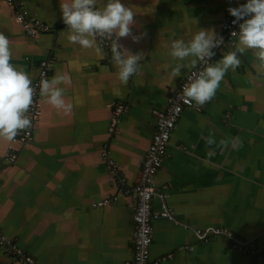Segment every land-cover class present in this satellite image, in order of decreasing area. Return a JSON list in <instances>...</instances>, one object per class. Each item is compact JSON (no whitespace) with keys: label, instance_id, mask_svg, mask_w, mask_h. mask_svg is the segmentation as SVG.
Here are the masks:
<instances>
[{"label":"crops","instance_id":"obj_1","mask_svg":"<svg viewBox=\"0 0 264 264\" xmlns=\"http://www.w3.org/2000/svg\"><path fill=\"white\" fill-rule=\"evenodd\" d=\"M24 1V9L49 28L29 35L16 9L0 0L11 63L25 66L33 80L37 63L57 56L50 79L67 75L70 83L59 87L72 108L58 111L43 97L30 141L13 144L15 160L7 159L13 141L0 139V227L41 264H126L134 243V199L120 187L139 182L155 132L154 110L167 107L190 70L171 76L178 61L169 55L170 45L191 40L200 29L218 34L228 9L241 0H121L134 11L133 35L143 34L139 42L119 40L124 50L143 54L139 74L126 85L99 41L100 52L68 42L61 0ZM106 2L97 0V7ZM239 58L214 98L187 108L171 134L154 206L171 207L175 219L153 223L152 264H264V70L252 51ZM118 104L125 108L112 132ZM210 135L216 141L211 146L205 143ZM103 144L118 163L115 172L101 156ZM108 193L116 199L100 204ZM220 227L254 239L260 252L239 250L209 233ZM0 264L20 263L0 248Z\"/></svg>","mask_w":264,"mask_h":264},{"label":"clouds","instance_id":"obj_2","mask_svg":"<svg viewBox=\"0 0 264 264\" xmlns=\"http://www.w3.org/2000/svg\"><path fill=\"white\" fill-rule=\"evenodd\" d=\"M60 10L69 29L67 40L70 44L100 52V44L110 41L112 63L118 69L119 81L126 85L130 78L139 74L143 54L126 51L119 43L120 38L129 36L139 42L143 35L132 33V8L125 6L121 0H107L103 7H97V0H61ZM228 11L236 18L234 24L241 20L243 23H239L238 34L232 33L233 37L238 36L234 49L215 64L207 63L202 70L195 71L198 62L210 61L216 55L213 50L224 42L214 30L200 29L191 40L176 39L170 45L169 55L178 61L172 68L171 76L179 77L184 68L193 70L183 87L187 103L195 102L200 107L209 103L225 74L229 69L235 72L241 64L239 57L247 51L253 52L259 61V69L264 70V0H247L246 4L230 7ZM189 57L192 59L187 64L182 63ZM11 60L10 40L0 31V139L7 141H13L20 132L32 126L30 110L36 95V87L25 66L15 65ZM67 83H70L67 75L57 72L51 79L40 81L39 94L58 111L69 112L72 105L65 103L66 89L59 87ZM205 143L209 146L215 144L214 136L207 137ZM226 143V140L220 141L221 145Z\"/></svg>","mask_w":264,"mask_h":264},{"label":"built area","instance_id":"obj_3","mask_svg":"<svg viewBox=\"0 0 264 264\" xmlns=\"http://www.w3.org/2000/svg\"><path fill=\"white\" fill-rule=\"evenodd\" d=\"M8 3L13 6L15 10V16L19 23L23 26L25 31L29 35H36L41 31L47 30L49 26L37 15L30 13L28 10L24 9V0H7ZM247 0H241L235 7H239L242 4H246ZM246 17L245 19H247ZM236 18L231 14L227 15L221 25L218 36L223 37V43L213 51L216 53L210 61L198 62L195 71L202 70L207 63H214V60L221 56V54L229 47H233L234 41L238 36H232L233 32L239 33V23H243V20L234 24L233 21ZM68 27L67 25H65ZM101 46L104 48L107 55V62L112 63V52L110 41H104ZM57 60V56L52 59H42L37 63L38 67V77L33 79V86L36 87V95L34 97V105L30 110V115L32 117V126L20 132L13 143L10 145V153L7 159L9 161L16 159V152L14 151L13 144L22 142H28L31 139L32 131L37 125L40 116L42 114V103L43 96L39 94V83L42 79L51 77V71L54 68V62ZM192 69L182 78L178 88H176L170 98L167 107L164 110H154L156 115V126L153 135L152 143L150 144L146 155L142 161L141 167V178L139 182L133 186H126L122 184L120 187V192L125 196H132L133 202V219H134V243L132 248L131 257L126 261V264H152L151 260V248L154 242L153 223L159 219H175L174 210L165 205L162 209H156L154 206V200L160 194L159 187L157 185V174L160 171L161 166L164 164L166 159L171 156L170 150V140L171 134L176 128L179 120L182 118L184 111L189 107L196 106L195 102L187 103L186 98L183 96V87L188 83V77L192 73ZM124 105L118 104L115 109V119L112 125V132H115V127L117 124V117L123 112ZM180 148L186 149L185 146H180ZM102 158L108 162L110 168L113 172L118 169L117 161L112 158L109 154V145L103 144L101 149ZM111 171V172H112ZM116 199V196L112 193H108L106 197L100 202V204H106ZM211 234L223 235L229 244L235 246L237 249L250 252L258 253L260 249L258 248L256 241L254 239H246L245 237H240L234 235L230 230L225 228H215L209 231ZM0 248L7 253L13 254V257L20 264H41V262L28 253L16 239H11L7 236L2 228L0 227Z\"/></svg>","mask_w":264,"mask_h":264},{"label":"rangeland","instance_id":"obj_4","mask_svg":"<svg viewBox=\"0 0 264 264\" xmlns=\"http://www.w3.org/2000/svg\"><path fill=\"white\" fill-rule=\"evenodd\" d=\"M116 160V159H115ZM109 169H110V171H112V169L110 168V166H109ZM175 215V214H174ZM165 219H168V218H165Z\"/></svg>","mask_w":264,"mask_h":264}]
</instances>
